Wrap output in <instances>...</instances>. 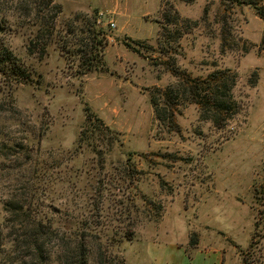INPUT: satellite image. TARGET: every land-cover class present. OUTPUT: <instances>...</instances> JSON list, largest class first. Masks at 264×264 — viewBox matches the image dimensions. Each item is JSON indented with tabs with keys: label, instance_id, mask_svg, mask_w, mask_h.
Masks as SVG:
<instances>
[{
	"label": "rangeland",
	"instance_id": "374dc122",
	"mask_svg": "<svg viewBox=\"0 0 264 264\" xmlns=\"http://www.w3.org/2000/svg\"><path fill=\"white\" fill-rule=\"evenodd\" d=\"M166 6L196 25L164 55L156 21L165 25ZM0 19V39L29 74L21 84L0 77V264H57L25 232L64 214L75 226L102 222L107 234L134 218L135 239L117 247L126 264H150L147 245L179 264V252L189 260L185 250L218 243L226 264H264V22L251 8L219 0H0ZM169 65L189 78L236 76L238 112L223 129L201 121L193 104L176 110L174 127L155 121L149 94L175 82ZM89 114L118 141L103 130L79 140L91 129ZM128 169L138 172L134 185ZM20 197L26 202L15 216L6 202Z\"/></svg>",
	"mask_w": 264,
	"mask_h": 264
},
{
	"label": "trees",
	"instance_id": "16d2710c",
	"mask_svg": "<svg viewBox=\"0 0 264 264\" xmlns=\"http://www.w3.org/2000/svg\"><path fill=\"white\" fill-rule=\"evenodd\" d=\"M193 1V0H188ZM222 5L227 7L246 6L251 8L255 15L264 22V3L261 0H219ZM168 7V6H166ZM165 7V8H166ZM169 11L163 13L165 25L161 21H156L159 27L157 34V43L161 53L166 55L168 47L175 44L182 35L190 30V25L195 27L196 22L181 20L175 12ZM162 10V9H161ZM176 28L175 26L179 24ZM184 24V25H183ZM172 26L175 28L172 30ZM182 26L185 28L183 29ZM5 25L0 19V34H3ZM136 46L144 45V42L131 41ZM127 48L137 52L136 48L130 44H126ZM264 51V27L261 32L260 43L258 47ZM169 67L170 73L176 78L175 82L163 89L155 88L149 94V102L153 109L155 121L159 125L174 127L173 119L176 110L185 105L193 104L198 107V115L201 121L211 122L215 129H223L228 120L237 112L238 108L232 100L231 90L234 87L236 76L230 70H217L210 73L204 79L189 78L181 71L177 70L173 65ZM255 76V75H254ZM0 77L9 79L15 84L26 83L29 80V74L21 66L16 57L6 47L2 38L0 39ZM256 79V76L255 78ZM249 80L251 87L256 84L255 80ZM88 111V110H87ZM88 126L91 129L81 132L78 139L85 136V139L94 140L100 138L101 131L106 132L109 139L118 141V134L108 128H94L91 124L93 116L87 115ZM95 118V117H94ZM100 124L98 119H94ZM87 135H86V134ZM95 135V136H94ZM94 151L98 150L92 146ZM138 172L128 169L126 172V180L129 185H134L138 177L134 176ZM134 187V186H132ZM143 201H146L143 198ZM26 199L20 197L17 200L9 199L6 202L7 211L13 215L22 212V208ZM72 215L64 214V218H59L56 225L48 223L46 228L31 229L25 232L27 243L34 246L38 251H45L47 258L53 260L57 264H126L124 258L118 253L117 247L123 241L131 242L135 239L134 227L135 220L131 218L127 223L106 233L102 222L90 225L89 221L82 220L78 226L71 221ZM56 246L54 250L52 243ZM52 244V245H51Z\"/></svg>",
	"mask_w": 264,
	"mask_h": 264
},
{
	"label": "crops",
	"instance_id": "0c3cea01",
	"mask_svg": "<svg viewBox=\"0 0 264 264\" xmlns=\"http://www.w3.org/2000/svg\"><path fill=\"white\" fill-rule=\"evenodd\" d=\"M264 3V0H261ZM264 27V26H263ZM154 244L151 249L155 248V252L158 251L157 243H150ZM149 244V245H150ZM166 247L170 246V244L165 245ZM171 246H174L171 244ZM146 249L143 248V253L145 258L150 264H162V261L165 262V264H168L170 261L169 256H163V258L158 257L159 254L155 253V256L152 255L151 252H149V246H145ZM161 253V251L159 252ZM186 255H189V260H186L185 257H183L182 253L179 252L180 262L179 264H226L225 262V255H227L226 250L221 246V244L216 245H208L207 247L199 248L196 247L193 249V251H187L185 250ZM232 255H229L228 257H231ZM169 258V259H168ZM175 258L173 259V261ZM232 260L228 262V264H232ZM174 264V263H173Z\"/></svg>",
	"mask_w": 264,
	"mask_h": 264
},
{
	"label": "built area",
	"instance_id": "2783aa9c",
	"mask_svg": "<svg viewBox=\"0 0 264 264\" xmlns=\"http://www.w3.org/2000/svg\"><path fill=\"white\" fill-rule=\"evenodd\" d=\"M100 16H101V14H99V17ZM97 23L100 24L101 23L100 20H97ZM108 26L111 27V28H113L114 27V24L112 22H109L108 23Z\"/></svg>",
	"mask_w": 264,
	"mask_h": 264
}]
</instances>
